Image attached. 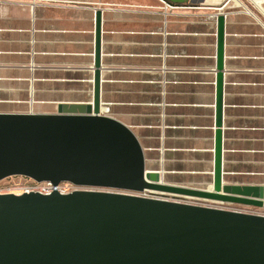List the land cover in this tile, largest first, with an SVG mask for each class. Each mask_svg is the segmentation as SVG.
I'll list each match as a JSON object with an SVG mask.
<instances>
[{"label": "crops", "instance_id": "0c3cea01", "mask_svg": "<svg viewBox=\"0 0 264 264\" xmlns=\"http://www.w3.org/2000/svg\"><path fill=\"white\" fill-rule=\"evenodd\" d=\"M176 4L183 7L165 10L161 0H0V112L53 113L60 101L88 102L69 94L90 82L94 90L101 10L104 113L137 128L147 169L164 178L183 168L199 173L209 163L213 175L217 17L225 14L224 171L237 165L264 184V0ZM55 82L64 88H52Z\"/></svg>", "mask_w": 264, "mask_h": 264}, {"label": "water", "instance_id": "95a60500", "mask_svg": "<svg viewBox=\"0 0 264 264\" xmlns=\"http://www.w3.org/2000/svg\"><path fill=\"white\" fill-rule=\"evenodd\" d=\"M225 18L217 17L212 190L165 183L147 169L131 127L104 114L97 10L92 101H60L53 113L0 112V181L22 175L54 185L50 193H0V264H264V215L101 190L264 206V184L224 177ZM61 182L101 189L61 193Z\"/></svg>", "mask_w": 264, "mask_h": 264}, {"label": "rangeland", "instance_id": "374dc122", "mask_svg": "<svg viewBox=\"0 0 264 264\" xmlns=\"http://www.w3.org/2000/svg\"><path fill=\"white\" fill-rule=\"evenodd\" d=\"M38 1V0H36ZM41 2V1H40ZM41 3H53L58 4L61 2L58 1H49V2H41ZM91 79V78H88ZM51 87L54 89H62V85L60 83H51ZM80 88L84 89V91H80L79 93H70V97L73 99H84L85 101H92L93 99V82L86 83L85 87L79 86ZM77 88V87H76ZM62 93V92H61ZM52 93L53 97L61 98L64 95L63 93ZM58 101V100H55ZM52 106V109L55 108L56 102L50 104ZM106 109L103 108V112ZM106 115H109V113H104ZM131 129L135 132L137 131V128L135 126H129ZM138 133V131H137ZM137 135V134H136ZM235 159L236 158H232ZM185 169V168H183ZM180 170L177 172H171L170 174L167 173L164 175L163 181L173 183L174 185L179 186H188V187H194V188H200V189H211L212 190V177L210 173H207L210 171L211 166L209 163H204L202 166H198L197 169L199 173H190L186 170ZM195 169V168H194ZM239 166H232L230 164H227L225 166V181L229 183H240V184H254L253 175L249 176L246 174H242L238 172ZM262 175H261V181L264 182V151L262 156ZM257 184V183H256ZM48 182H37L34 179L22 175H14L7 177L0 181V193H11L12 191L20 192V194L24 193L26 189L29 187H34L37 189H43V188H49ZM84 189H101V188H94V187H84ZM101 190H109V191H115V192H123V193H130L129 191H122V190H111V189H101ZM148 194H153L150 192H146ZM15 194V193H14ZM133 194V193H132ZM163 197L169 198V200L175 201L180 200L184 203H191L196 205H203V206H210V207H218L223 208L224 207H234L237 203H231V202H223V201H213L203 198H197V197H190V196H183V195H177L173 193H163ZM238 205V204H237ZM244 205V204H241Z\"/></svg>", "mask_w": 264, "mask_h": 264}, {"label": "built area", "instance_id": "2783aa9c", "mask_svg": "<svg viewBox=\"0 0 264 264\" xmlns=\"http://www.w3.org/2000/svg\"><path fill=\"white\" fill-rule=\"evenodd\" d=\"M36 1V0H35ZM39 2H49V1H58V2H70L71 0H38ZM162 4H163V9L165 10H170V11H175L178 10L180 8H182L183 6L173 3L171 1L168 0H161ZM49 183V188H43V189H37L34 187H29L28 189L25 190V192H30V191H40V192H44V193H50L54 190V185L50 182ZM56 189L59 190L61 193H70L73 192L75 190H82L84 189L83 186H78L76 184H73L71 182H61L59 185L56 186ZM146 192H150L153 194H148ZM133 194H137L140 196H146V197H153V198H160V199H166L169 200V198L167 197H163V193L165 192H159V191H154V190H145L143 192H130ZM178 202H182L180 200H175ZM218 208V207H217ZM223 209V208H222ZM224 209L227 210H234V211H239V212H246V213H253V214H261L264 215V206L262 207H256L253 205H241V204H236L234 207H224Z\"/></svg>", "mask_w": 264, "mask_h": 264}, {"label": "bare ground", "instance_id": "6f19581e", "mask_svg": "<svg viewBox=\"0 0 264 264\" xmlns=\"http://www.w3.org/2000/svg\"><path fill=\"white\" fill-rule=\"evenodd\" d=\"M91 68H92V67H91ZM11 193L20 194V192L17 193V192H15V191H12Z\"/></svg>", "mask_w": 264, "mask_h": 264}]
</instances>
